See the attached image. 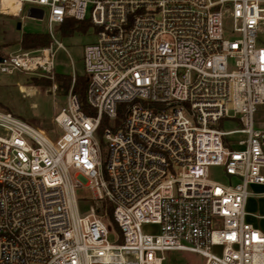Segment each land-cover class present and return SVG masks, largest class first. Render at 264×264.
<instances>
[{
    "label": "built area",
    "instance_id": "built-area-1",
    "mask_svg": "<svg viewBox=\"0 0 264 264\" xmlns=\"http://www.w3.org/2000/svg\"><path fill=\"white\" fill-rule=\"evenodd\" d=\"M3 1L0 15L44 22L51 41L0 48L2 73L53 80L66 18L96 37L82 54L94 114L71 91L73 68L53 137L0 110V264H162L166 251L264 264V214L247 209L264 199V0ZM81 184L112 205L118 231L92 205L80 212Z\"/></svg>",
    "mask_w": 264,
    "mask_h": 264
},
{
    "label": "rangeland",
    "instance_id": "rangeland-1",
    "mask_svg": "<svg viewBox=\"0 0 264 264\" xmlns=\"http://www.w3.org/2000/svg\"><path fill=\"white\" fill-rule=\"evenodd\" d=\"M18 21L17 18L12 16L0 15V48H3L5 53L21 48L19 39L22 32L44 33L42 30L46 28L44 22L24 19L21 22V27L17 29L16 23ZM95 37L94 29L91 26L85 32H76L71 36L60 37V41L65 49L58 48L55 52V73L70 74L71 68H73L77 75L83 74V47L93 42ZM37 83L39 84L37 85ZM54 83L58 86L59 81L56 78L52 80L18 71L12 74L0 72V110L10 112L33 125L36 124V126L46 130L53 137L57 130L53 122L54 113L66 103L65 96L58 92V88L55 93H52L50 88ZM19 85L32 88L34 91L33 93L26 94L19 90ZM33 119L36 121L35 123L31 121ZM109 124L111 123L107 122V125ZM220 126L225 130H229L239 127L240 124L238 121L222 122ZM254 128H264V105L258 107L257 112L254 114ZM102 131L103 128L99 132L100 136ZM208 174L209 178L214 181L221 183L226 181L222 166H210ZM259 189L257 186L252 187L254 191ZM74 194L79 200L80 212L86 213L88 206L92 205L95 209V216L103 218L107 225H111L109 222L110 208L108 202L105 200H93V194L89 186L85 184L78 185L74 189ZM247 209L254 213L264 214V199L256 200L250 198ZM261 223L264 224V220ZM117 235L115 230L111 231L108 234V241L115 242ZM163 255L164 261L162 264L204 263V258L201 255L188 251H166Z\"/></svg>",
    "mask_w": 264,
    "mask_h": 264
},
{
    "label": "trees",
    "instance_id": "trees-1",
    "mask_svg": "<svg viewBox=\"0 0 264 264\" xmlns=\"http://www.w3.org/2000/svg\"><path fill=\"white\" fill-rule=\"evenodd\" d=\"M90 26L91 25L88 21H78L72 18H66L58 26V33L60 37L71 36L72 34L76 32H85L86 30H88ZM50 41H51L50 36L47 33L23 32L19 43H20L21 48L30 49V48H35V47H46L49 45ZM55 78L59 81L58 86H57L58 92L60 94L65 95L70 87L71 75L55 73ZM86 82L87 80H86V76L84 73L79 74V75L75 74V80H74L71 91L77 96L80 102V107L82 111L86 114H94L95 113L94 109H92L88 105L87 100H86V94H85ZM38 84L39 83H37V85ZM40 84L42 85V83ZM31 121L33 123L36 122L34 119ZM107 122H109L108 118L103 117L100 127L98 129V132H100V130L104 128V126L107 125ZM108 204L110 208V218L108 217L109 221L112 224L113 228L116 231H118L116 224L112 220V205L110 203ZM121 240L122 239L119 235L118 241L120 242Z\"/></svg>",
    "mask_w": 264,
    "mask_h": 264
},
{
    "label": "bare ground",
    "instance_id": "bare-ground-1",
    "mask_svg": "<svg viewBox=\"0 0 264 264\" xmlns=\"http://www.w3.org/2000/svg\"><path fill=\"white\" fill-rule=\"evenodd\" d=\"M3 6H4V8H5L6 6H8V7H9V9H8L9 12H16L17 9H18V5H17V4H13L11 0H4V1H3ZM31 89H32V88H27V87H25V86H23V85H19V90H20L21 92H25L26 94H29V93H27V92H28L29 90H31ZM29 92H30V91H29Z\"/></svg>",
    "mask_w": 264,
    "mask_h": 264
},
{
    "label": "water",
    "instance_id": "water-1",
    "mask_svg": "<svg viewBox=\"0 0 264 264\" xmlns=\"http://www.w3.org/2000/svg\"><path fill=\"white\" fill-rule=\"evenodd\" d=\"M32 12H33V11H32ZM31 15H34V14L31 13ZM37 16L40 17V16H41V13L39 12V13L37 14ZM20 27H21V22L18 21V22L16 23V28L19 29ZM0 61H1V57H0Z\"/></svg>",
    "mask_w": 264,
    "mask_h": 264
},
{
    "label": "crops",
    "instance_id": "crops-1",
    "mask_svg": "<svg viewBox=\"0 0 264 264\" xmlns=\"http://www.w3.org/2000/svg\"><path fill=\"white\" fill-rule=\"evenodd\" d=\"M22 33H23V32H22ZM22 33H21V35H22ZM20 38H21V36H20ZM19 41H20V39H19ZM2 50H3V48H2ZM9 52H10V51H9ZM75 74H76V71H75ZM29 91H30V92H29ZM29 91H28L27 93H29V94H30V93H33L34 89H33V90L31 89V90H29ZM66 94H67V93H66ZM66 94L64 95V96H65V99H66ZM60 108H61V107H60ZM56 112H58V111H56ZM56 112H55V113H56ZM55 113H54V114H55ZM35 126H36V124H35Z\"/></svg>",
    "mask_w": 264,
    "mask_h": 264
}]
</instances>
